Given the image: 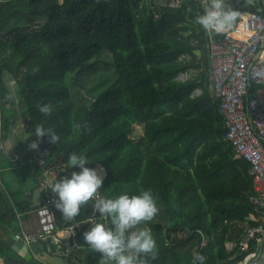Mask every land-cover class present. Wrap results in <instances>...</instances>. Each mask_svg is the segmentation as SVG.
<instances>
[{
  "label": "trees",
  "instance_id": "16d2710c",
  "mask_svg": "<svg viewBox=\"0 0 264 264\" xmlns=\"http://www.w3.org/2000/svg\"><path fill=\"white\" fill-rule=\"evenodd\" d=\"M252 1L251 12L264 10V0ZM203 13L190 0L177 10L156 6L155 0H0V138L10 139L23 119L20 132L29 161L35 150L28 145L42 124L60 141L55 145L44 137L38 149L65 167L71 153L84 155L85 166L104 177L103 197L150 189L159 213L140 225L157 243L158 258L150 264H193L195 253L206 258L205 264H234L247 254L238 247L252 226L247 220L255 195L252 167L236 158L210 87L211 43L195 23ZM104 54H109L103 62L107 73L88 87L80 74ZM5 74L16 86L17 105ZM187 75V82L180 80ZM198 89L203 92L197 94ZM48 103L53 112L44 116L37 106ZM5 105L12 106L6 110ZM140 127L143 134L136 135ZM63 177L71 178L58 179ZM19 197L9 195L0 180L3 235L18 230L19 213L36 214L32 201L19 203ZM90 216L91 205L71 224L55 211L59 229ZM88 230L70 240L69 257L60 245L51 253L71 264L83 255V264H99L101 255L83 238ZM227 244L237 248L229 251ZM249 249L255 250L253 243ZM0 259L45 264L28 261L3 236Z\"/></svg>",
  "mask_w": 264,
  "mask_h": 264
},
{
  "label": "built area",
  "instance_id": "2783aa9c",
  "mask_svg": "<svg viewBox=\"0 0 264 264\" xmlns=\"http://www.w3.org/2000/svg\"><path fill=\"white\" fill-rule=\"evenodd\" d=\"M163 7L177 10L184 0H162ZM204 9L209 0H190ZM156 19V15L154 16ZM237 27L209 39L211 43V90L220 102V112L227 128V140L236 152V158L247 160L252 167L254 196L250 199L252 214L248 222L252 226L245 232L238 250L246 251V256L234 264H264V10L261 12H242ZM260 73L261 75H256ZM191 76H182L187 82ZM3 115L0 112V135H2ZM4 152V142L0 138V160ZM38 167V180L41 183L42 205L37 209L38 228L27 231L19 222V230L14 237L28 246L43 243L49 251L59 246L61 235L75 238L85 227L91 228L88 220L78 227L59 229L56 223L53 201L58 197L50 186L61 175L71 173L64 165H55L49 153L35 150L33 158ZM2 171V169H0ZM100 195H103L100 192ZM19 218V216H18ZM96 222H102L95 213ZM107 223V221H103ZM255 250L251 251L250 245ZM206 245L203 241L202 247ZM64 255L69 257L70 248L63 246ZM229 251L237 245L227 244ZM198 253H195V256ZM76 264H83L81 257L73 258Z\"/></svg>",
  "mask_w": 264,
  "mask_h": 264
},
{
  "label": "clouds",
  "instance_id": "9594fccd",
  "mask_svg": "<svg viewBox=\"0 0 264 264\" xmlns=\"http://www.w3.org/2000/svg\"><path fill=\"white\" fill-rule=\"evenodd\" d=\"M241 15L226 4V0H209V6L196 17L195 23L202 27L209 39H214L235 29ZM37 107L44 116L53 112L51 103ZM34 136L36 141L28 145L29 150H38L37 141L44 137H48L51 144L57 145L60 141L52 128H45L42 124L35 126ZM87 164L89 161L84 155L71 153L66 169L78 167L79 173L74 171L70 179L63 177L49 188L58 197L53 203L61 212L63 221L71 224L82 209L91 205L93 216L88 219L91 228L83 233V238L91 251L101 255L99 264H150L155 261L158 258L156 240L149 228L140 227L153 221L159 213L152 191L149 189L132 196L121 194L115 199L102 197L100 190L104 177L97 170L86 167ZM97 212L102 222H96L94 215ZM79 224L76 223L75 227ZM205 260L203 255L196 254L193 264L196 261L205 264Z\"/></svg>",
  "mask_w": 264,
  "mask_h": 264
},
{
  "label": "crops",
  "instance_id": "0c3cea01",
  "mask_svg": "<svg viewBox=\"0 0 264 264\" xmlns=\"http://www.w3.org/2000/svg\"><path fill=\"white\" fill-rule=\"evenodd\" d=\"M155 5L156 6H163V1L162 0H155ZM202 56V55H201ZM200 56V57H201ZM9 74H5L6 76V83L12 90V94L14 96V102L17 105L18 102L16 100V86H12L14 84V81L12 78L8 77ZM190 76V75H189ZM11 77V76H10ZM191 78V77H190ZM211 87V86H210ZM203 92L202 89H198L197 94H201ZM12 105H5V109L9 110ZM17 107V106H16ZM24 120L21 119L18 122V126L14 129V135L10 138L7 139L5 142L6 144L4 145V152L2 156V160H0V173L4 172L5 170L7 171H15L17 169H24L26 176L23 178V180L20 183H15L12 185L14 187L9 190L13 194L20 195L18 202L19 203H25L27 200H33V196L35 191L40 190L41 192V183L38 180V168L35 165L33 158L35 155V152L33 153L31 159L28 161L25 159L26 157V149H25V143H26V136L23 135L20 132V128L23 127ZM138 134H143L142 128H137ZM36 170V171H34ZM18 221L22 223L23 227L25 230L33 232L38 228V219L36 214H21L19 213ZM20 228V226H19ZM18 228V230H19ZM74 228V227H72ZM17 230V231H18ZM16 231V232H17ZM16 232H8L7 234H2L0 233V237H4L6 241L8 242L12 236L15 235ZM61 243L60 246H66V247H71V238L68 237L67 234L62 233L61 235ZM46 248V247H45ZM48 249V248H47ZM49 251V250H48ZM33 253V259H38L42 260V252L38 251L37 253L34 252L33 250L31 251ZM52 251H50L51 253ZM52 254V253H51ZM54 255V254H52ZM56 256V255H54ZM84 255L81 257L84 260ZM74 264H76L75 259L72 261ZM0 264H5L2 259H0ZM71 264V263H67Z\"/></svg>",
  "mask_w": 264,
  "mask_h": 264
},
{
  "label": "rangeland",
  "instance_id": "374dc122",
  "mask_svg": "<svg viewBox=\"0 0 264 264\" xmlns=\"http://www.w3.org/2000/svg\"><path fill=\"white\" fill-rule=\"evenodd\" d=\"M252 0H226V4H228L233 10L239 11V12H251L252 9ZM106 56L109 57V54H104L103 57L100 59L99 63H96L93 67H87L83 70L82 74H80V81L86 83L88 87L91 86V84L96 82V77L100 79L102 75H105L107 73L105 70V65L103 62L107 61L108 59ZM97 58H95L93 61H96ZM104 71V72H103ZM9 78L10 75H8ZM13 87L15 84L12 85ZM12 91V90H11ZM79 99V98H78ZM138 129L136 130V135H138ZM6 142H4V145ZM26 176V173L24 169H17L15 171H7L5 170L2 173V176H0V180H2L5 184V187L7 189V192L9 195L12 193L9 191L15 183H20L23 178ZM12 187V189L14 188ZM46 251L48 249L46 248ZM39 261V260H38ZM67 262V261H66ZM68 263V262H67Z\"/></svg>",
  "mask_w": 264,
  "mask_h": 264
},
{
  "label": "water",
  "instance_id": "95a60500",
  "mask_svg": "<svg viewBox=\"0 0 264 264\" xmlns=\"http://www.w3.org/2000/svg\"><path fill=\"white\" fill-rule=\"evenodd\" d=\"M198 56H201V52H196ZM42 205V198L40 190L35 191L33 200H32V208L38 209ZM8 244L12 247L13 251L19 253L22 257L27 259L28 261L33 259L34 252H42V262L45 264H67L66 260L61 256H54L50 253V251H46L45 245L43 243H37L32 246H28L24 241H17L14 236L10 238Z\"/></svg>",
  "mask_w": 264,
  "mask_h": 264
}]
</instances>
